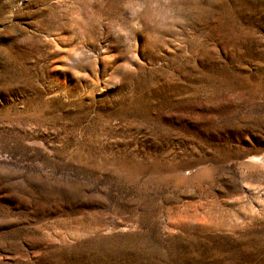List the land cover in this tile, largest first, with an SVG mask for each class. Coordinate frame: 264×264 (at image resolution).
I'll use <instances>...</instances> for the list:
<instances>
[{
    "label": "rangeland",
    "instance_id": "374dc122",
    "mask_svg": "<svg viewBox=\"0 0 264 264\" xmlns=\"http://www.w3.org/2000/svg\"><path fill=\"white\" fill-rule=\"evenodd\" d=\"M0 264H264V0H0Z\"/></svg>",
    "mask_w": 264,
    "mask_h": 264
}]
</instances>
